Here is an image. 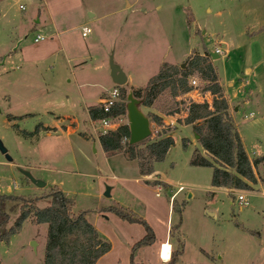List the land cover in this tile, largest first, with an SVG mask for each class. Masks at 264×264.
<instances>
[{
	"label": "rangeland",
	"instance_id": "obj_1",
	"mask_svg": "<svg viewBox=\"0 0 264 264\" xmlns=\"http://www.w3.org/2000/svg\"><path fill=\"white\" fill-rule=\"evenodd\" d=\"M84 27L91 28L86 36ZM38 33L45 38L35 42ZM217 47L223 53L210 60L254 161L264 155V0H0V144L5 148L0 146V193L35 200L10 211L4 230L23 209L47 207L57 186L111 242L96 264H132L134 244L146 234L144 224L104 211L117 204L146 219L157 237L135 250L134 262L168 264L156 247L179 221L175 202L182 207V222L173 228L172 247L161 245L163 260L183 242L176 264H264V162L255 167L258 180L249 183L251 189L213 187L212 167L191 164L195 150L212 157L192 125L178 121L186 111L173 115L174 126L165 122L170 119L163 113L165 93L153 106L140 107L151 122L146 140L158 139V131L169 127L174 145L152 174L142 175L127 151L104 152L97 137L102 124L92 123L87 111L115 86L111 54L129 77L124 85L129 93L131 85L145 87L164 62L187 65L189 55H212ZM191 76L199 87L177 101L204 96L207 81ZM150 112L163 116L166 126L157 127ZM10 114L16 117L9 119ZM125 122L127 116L118 121ZM41 123L59 128L23 133ZM107 186L110 196L104 194ZM240 194L247 195L248 205L239 203ZM32 216L0 240L1 264H43L48 225L34 223Z\"/></svg>",
	"mask_w": 264,
	"mask_h": 264
},
{
	"label": "trees",
	"instance_id": "obj_2",
	"mask_svg": "<svg viewBox=\"0 0 264 264\" xmlns=\"http://www.w3.org/2000/svg\"><path fill=\"white\" fill-rule=\"evenodd\" d=\"M210 52L205 54H195L188 56L185 64H173L164 62L157 74L152 76L145 87L134 88L130 86L133 95L143 99V104L151 107L161 97L167 93L165 115H176L182 110L186 111L183 119L179 122L192 125L193 131L198 135L203 151L209 153L212 159L207 158L198 150L192 154L191 164L195 166L212 167L213 174L211 185L213 187H226L230 189H251L249 183L257 182L255 167L264 162V155L252 161L244 147L242 136L230 112V104L225 96V91L220 83L219 77L210 60ZM197 74L207 83L203 86V92H210L212 101H177L176 98L190 90L189 79L191 75ZM120 90V99L108 111H105L102 104L90 105L88 113L92 120L104 118H117L127 116V96L126 86L116 85ZM171 99V103L168 101ZM183 106L180 107V104ZM167 105V106H166ZM152 122L157 127L166 126L163 116L156 112H150ZM9 119L14 118L8 115ZM47 130H54L51 127L37 125L34 131L25 132L27 135H35L39 132V127ZM171 128H164L158 131L159 138L148 142L146 139L131 144L129 142L130 128L128 122L121 123L117 128L98 134L101 147L109 156L122 151H127L131 159H136L139 171L142 175L152 174L154 164L165 159L168 151L174 145V138L170 134ZM148 142V143H147ZM186 145V141L184 142ZM141 145H144L142 147ZM162 183V182H160ZM166 184V183H165ZM51 203L47 207H35L23 209L13 227L4 230L11 219L10 211H16L22 202L27 205L34 204V199L12 194L0 193V240L17 232L25 219L33 212L32 221L34 223H47V241L43 264H96L99 258L111 249V242L98 231L96 226L87 218V211L77 210L76 202L67 196L65 192L57 187H52L50 193ZM13 202L8 210V204ZM25 207V206H24ZM34 207V206H33ZM173 209L179 214V221L170 228V236L174 235L173 228L179 229L182 222V207ZM104 211H112L123 219L132 222H140L146 228V234L134 244L131 255L132 264L135 250L139 246L152 245L157 237L152 226L141 216H138L130 208L122 205H111ZM184 243L180 248L172 251L168 264H176L179 255L183 253ZM1 264V263H0Z\"/></svg>",
	"mask_w": 264,
	"mask_h": 264
},
{
	"label": "water",
	"instance_id": "obj_3",
	"mask_svg": "<svg viewBox=\"0 0 264 264\" xmlns=\"http://www.w3.org/2000/svg\"><path fill=\"white\" fill-rule=\"evenodd\" d=\"M90 16H94L93 13H90ZM213 58H218V54L212 52ZM185 66V63H182V67ZM109 67H110V76L115 85H126L128 83V75L121 67L119 63L116 62L113 54L110 55L109 58ZM143 103V99L137 98L133 95L132 90L130 89L127 96V120L130 128V137L129 142L131 144L140 142L146 138H148L152 134L151 122L148 115H146L141 109V104ZM198 139V135H196ZM2 150L5 152V148L0 144ZM38 186H45V182L36 181ZM110 187L107 186L106 191L104 192L105 196H110ZM31 244L34 246L35 243L32 241Z\"/></svg>",
	"mask_w": 264,
	"mask_h": 264
},
{
	"label": "built area",
	"instance_id": "obj_4",
	"mask_svg": "<svg viewBox=\"0 0 264 264\" xmlns=\"http://www.w3.org/2000/svg\"><path fill=\"white\" fill-rule=\"evenodd\" d=\"M20 7L23 8L22 5H20ZM90 31H91L90 27H84L82 35L86 36L87 33H89ZM44 38H45L44 35L37 34V36L35 37L34 40H35V42H38L40 40H43ZM215 53L218 55L222 54L223 50L220 47H217L215 49ZM199 83H200L199 80H197L194 77L193 78L191 77L189 79L190 90H188L187 92H184L183 94L187 95V94H190V92H192L193 90L196 91V89L199 87ZM202 93H204V96L203 95L200 96L199 93H196V94H198V96H200L199 102H203V101L211 102V100H210L211 93L208 91L207 92L202 91ZM119 99H120V90L117 86H114L113 89L111 90L110 94L103 99L101 104H102L104 110L108 111L111 108V106H113ZM196 101H198V100H196ZM120 119H121V117L104 118V119L97 120L100 124H102V128H101L102 130L100 132L104 133L108 130L117 128V126H119L118 121ZM182 189H183V186H179L178 190H182ZM238 201L241 205H248L249 204V199L247 198V195H245V194L238 195Z\"/></svg>",
	"mask_w": 264,
	"mask_h": 264
},
{
	"label": "crops",
	"instance_id": "obj_5",
	"mask_svg": "<svg viewBox=\"0 0 264 264\" xmlns=\"http://www.w3.org/2000/svg\"><path fill=\"white\" fill-rule=\"evenodd\" d=\"M39 34V33H38ZM128 81H129V77H128ZM116 86V85H115ZM132 86V85H131ZM134 86V85H133ZM135 87V86H134ZM105 98V97H101L99 100H98V102L97 103H95V104H99V103H101L102 102V100ZM95 104H92V105H95ZM90 106V105H89ZM88 106V107H89ZM88 107H87V111H88ZM89 114V113H88ZM11 115V114H10ZM11 116H13V117H16V116H14V115H11ZM25 116V115H24ZM167 116V115H166ZM168 116H170L169 118L170 119H165V122L169 125V124H171V125H173L174 126V124H173V122H175V118L173 117V115H168ZM90 117V116H89ZM90 120H91V122L92 123H94V122H98L97 120H92L91 118H90ZM170 120H172V121H170ZM73 121H75V120H72V122ZM43 126H45V127H51V128H54V130H51V131H57L58 130V126L56 125V124H53V125H46V124H43V123H41ZM64 126V125H63ZM66 129H68V130H70L71 128L70 127H66ZM48 132H50V131H48ZM37 134V133H36ZM84 135V134H83ZM85 137H88V136H86L85 135ZM97 137H98V135H97ZM171 237L172 236H170V234H168V235H166L165 236V238L164 239H162L160 242H159V244H158V246L156 247V249H157V251H158V253H159V257H160V259L162 260V261H164V262H168L169 260H163L162 258H161V253H160V251H161V245L164 243V242H168V243H170V245H171V247H172V242H171ZM157 240V239H156Z\"/></svg>",
	"mask_w": 264,
	"mask_h": 264
}]
</instances>
